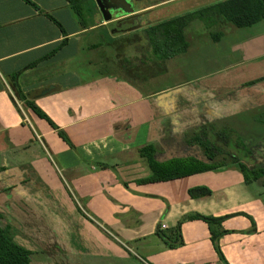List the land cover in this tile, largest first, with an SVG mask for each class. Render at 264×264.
<instances>
[{
  "label": "crops",
  "instance_id": "1",
  "mask_svg": "<svg viewBox=\"0 0 264 264\" xmlns=\"http://www.w3.org/2000/svg\"><path fill=\"white\" fill-rule=\"evenodd\" d=\"M76 1L80 12L72 0H0V212L32 251L31 264H264V175L246 182L241 168L264 167V129L249 141L236 129L264 125L255 119L264 112V19L236 28L219 16L214 25L228 27L209 28L211 38L198 43L188 26V49L159 60L143 28L112 32L101 13ZM192 1L206 3L159 6L176 9L170 18ZM203 126L225 164L140 182L152 175L139 153L148 143L158 145V161L210 163L185 137ZM197 186L211 193L192 197ZM180 220L182 242L170 246L157 231L173 242Z\"/></svg>",
  "mask_w": 264,
  "mask_h": 264
},
{
  "label": "trees",
  "instance_id": "2",
  "mask_svg": "<svg viewBox=\"0 0 264 264\" xmlns=\"http://www.w3.org/2000/svg\"><path fill=\"white\" fill-rule=\"evenodd\" d=\"M72 2L75 9L80 12V5L77 1L72 0ZM219 16L224 17L236 28L250 26L264 19V0H218L197 6L189 11L162 19L152 24L144 31L152 46L154 57L159 60L166 59L186 51L189 47V43L185 36L186 27H188L192 21L198 19L204 21L206 27L210 28L215 24ZM221 35V32L214 33L212 39L218 40ZM16 93L28 108L32 109L40 117L45 118L70 147H75L67 133L61 129L33 99L29 98L27 94L23 93L20 89H16ZM255 119L264 121V112L257 114ZM221 134L223 135V133ZM185 137L189 144L199 145L211 162L207 163L195 157H173L165 161H158L155 159L158 145L156 143H148L140 148L139 153L147 160L152 175L148 178L141 179L140 182L172 180L207 171L225 164V161H218L216 159L217 155L223 151V148L219 144L214 143L210 135L209 126H203L198 130L187 132ZM249 153L250 151L247 150L246 154ZM233 160L238 159L233 156ZM241 168L246 182H250L264 175V167L250 169L244 163H241ZM189 193L192 197H202L209 195L211 190L207 187L197 186L190 188ZM187 216L189 218H198L204 221L215 222L222 221L227 217V215L213 216L202 215L200 213H191ZM181 223L182 221L180 220L174 227L173 233L175 238L173 242H170L171 236L167 233L159 229L157 232L170 246H175L182 242ZM14 232L15 229L6 222L3 214L0 212V264H31L32 251L15 240Z\"/></svg>",
  "mask_w": 264,
  "mask_h": 264
},
{
  "label": "rangeland",
  "instance_id": "3",
  "mask_svg": "<svg viewBox=\"0 0 264 264\" xmlns=\"http://www.w3.org/2000/svg\"><path fill=\"white\" fill-rule=\"evenodd\" d=\"M82 1L89 6V9L92 13H95L97 15H99V13L102 14V12L99 10L95 0H82ZM130 1H133V2L131 3ZM130 1H128V2L131 3L132 8H133V6L134 7H145V6H149L151 4H155V5H152V7H151L152 9L150 8L152 11L150 10L151 12L148 14V19L150 22H158L164 18L171 16L172 12H177L176 9L167 10L164 8V6H159L162 0H130ZM199 1H202V0H199ZM208 1L209 0H205L203 2H206L204 4H207V3H209ZM198 3L199 2H197V1H192V3L190 2L188 4H185V6H183V8H190V10H191L192 8L195 7L194 5H196ZM116 11H120V13H126L127 14V12L125 10H123L122 8H119ZM186 11H189V10L187 9ZM114 14H115V11H113L111 13L112 16H114ZM178 14H180V12ZM133 25H135L134 21L130 26L132 27ZM130 26L127 25L126 28H122L120 31H116V32H121V31H123V29H128V27H130ZM188 26H189V30L187 31L188 37H191L193 42L198 43V42H202L203 40H207L208 38H211V35H210L211 32H210L209 28H207L206 25L204 24V21L196 19L195 21H192V23H190ZM211 27H213L214 30L215 29L220 30V28L226 29L228 26H226V25L216 26L213 24ZM112 32H114V31H112ZM143 33H144V35H146L145 31H143ZM105 69L110 70L109 67H107ZM165 80L167 83H163V84L172 83V81H169L168 78ZM236 129H237L238 136L249 141L257 133L261 132L264 129V125L253 126L248 122L244 125H238V127ZM229 147H230L229 149H231L233 152L240 153V149H237L235 147V145L230 144ZM247 150H248L247 148H244L245 152Z\"/></svg>",
  "mask_w": 264,
  "mask_h": 264
},
{
  "label": "water",
  "instance_id": "4",
  "mask_svg": "<svg viewBox=\"0 0 264 264\" xmlns=\"http://www.w3.org/2000/svg\"><path fill=\"white\" fill-rule=\"evenodd\" d=\"M99 10L102 12L103 17L108 21L107 27L113 31L116 24L119 23H133V20H137V24L133 25L132 27H128V29H123L122 32H127L130 30H135L141 26L139 17L145 15L149 12V10H144L142 12L134 13L131 3L128 0H95ZM122 8L127 12L128 15L121 17L119 19H111V13L116 11L117 9ZM55 88L54 85H50L43 89L42 94H48L53 91Z\"/></svg>",
  "mask_w": 264,
  "mask_h": 264
},
{
  "label": "flooded vegetation",
  "instance_id": "5",
  "mask_svg": "<svg viewBox=\"0 0 264 264\" xmlns=\"http://www.w3.org/2000/svg\"><path fill=\"white\" fill-rule=\"evenodd\" d=\"M150 13V10H149V12L147 13V14H145V15H142L141 17H139V21H140V24H141V26H139V28H143L144 30H147L152 24H154V23H156V22H150L149 21V19H148V14ZM115 14H124V13H120V11H115ZM126 16V15H125ZM124 17V16H123ZM144 20V23L145 24H143V21ZM134 21V23H136L137 24V20L136 19H134L133 20ZM135 24V25H136ZM127 25H131V23H119V24H116L115 25V27H114V29H113V31L114 32H116V31H120L122 28H126L127 27ZM138 29V28H137ZM122 32V31H121ZM147 37V36H146ZM148 39V38H147ZM149 41V40H148Z\"/></svg>",
  "mask_w": 264,
  "mask_h": 264
},
{
  "label": "built area",
  "instance_id": "6",
  "mask_svg": "<svg viewBox=\"0 0 264 264\" xmlns=\"http://www.w3.org/2000/svg\"><path fill=\"white\" fill-rule=\"evenodd\" d=\"M164 226V225H163Z\"/></svg>",
  "mask_w": 264,
  "mask_h": 264
}]
</instances>
